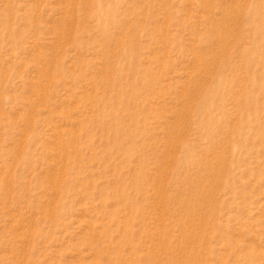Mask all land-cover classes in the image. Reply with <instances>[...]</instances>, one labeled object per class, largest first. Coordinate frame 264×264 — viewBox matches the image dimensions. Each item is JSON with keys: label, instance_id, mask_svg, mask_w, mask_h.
I'll use <instances>...</instances> for the list:
<instances>
[{"label": "rangeland", "instance_id": "rangeland-1", "mask_svg": "<svg viewBox=\"0 0 264 264\" xmlns=\"http://www.w3.org/2000/svg\"><path fill=\"white\" fill-rule=\"evenodd\" d=\"M0 264H264V0H0Z\"/></svg>", "mask_w": 264, "mask_h": 264}, {"label": "bare ground", "instance_id": "bare-ground-1", "mask_svg": "<svg viewBox=\"0 0 264 264\" xmlns=\"http://www.w3.org/2000/svg\"><path fill=\"white\" fill-rule=\"evenodd\" d=\"M218 84V86H219V83H217ZM219 88V87H218ZM224 88V87H223ZM221 91V90H220Z\"/></svg>", "mask_w": 264, "mask_h": 264}]
</instances>
